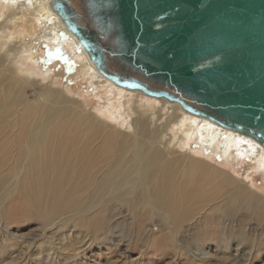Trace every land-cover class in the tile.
<instances>
[{
	"label": "bare ground",
	"instance_id": "6f19581e",
	"mask_svg": "<svg viewBox=\"0 0 264 264\" xmlns=\"http://www.w3.org/2000/svg\"><path fill=\"white\" fill-rule=\"evenodd\" d=\"M46 1L0 0V20L1 10L6 12V23L0 25V149L4 144L1 131L9 109L12 111L16 105L27 104L25 89L33 83L41 85L36 102L44 107L43 111L38 109L41 116L36 119L42 120L39 128L26 139L25 148L18 150L11 172L0 180V185L5 186L0 196L9 197L21 185L17 191L22 199L18 202L29 207L22 210V215L27 219L36 217L46 224L57 216L60 217L58 223L70 222L87 238L82 242L84 238L78 241V236L68 234V242L69 239L81 242L77 248L106 231L110 225L106 211L117 205H126L130 217L139 223L159 218L163 222L162 229H167L173 243L178 228L190 220L192 214L201 218L203 230L211 228L221 239L227 234L225 224L229 225L241 208L253 218L264 217V198L252 190L256 187L247 173L255 163L264 174V148L260 144L187 114L163 98L142 94L145 100L137 104L141 93L118 87L102 77L75 39L62 29L57 17L47 9ZM27 38L37 40L49 49L69 50L78 63L75 81L87 79L96 98L103 99L105 93L109 95L106 112L93 109L86 98L81 99L83 95H70L67 88L55 89L36 79L21 60L25 55L33 63L39 59L38 52L32 49L33 42H24ZM52 62L48 64V70L53 67ZM188 126L190 130H187ZM173 127L179 128L180 135H174ZM47 129L48 136L45 134ZM77 129L80 134H72ZM184 136L187 140L196 139L202 147L209 142L208 148L214 153L219 149V156L224 161L218 163L222 167H226L229 160L240 161L244 176L237 178L230 166L220 168L211 157H204L192 146H178ZM2 156L0 153V159ZM74 157L78 159L77 164L73 162ZM63 163L65 171H61ZM70 164L72 170L67 169ZM56 168L60 169L57 174ZM66 182L69 184L65 185V191L62 187ZM74 182L76 186L87 183L85 189L90 186L81 200L70 199L69 190ZM223 185L229 189L219 198L216 194ZM208 186L219 199L207 204L202 200ZM194 194L195 203L191 198ZM215 212L218 219L212 216ZM199 225L200 222L192 227V235L197 239L202 231L197 229ZM241 240L247 242L243 233ZM41 249L35 246L34 253L39 255ZM255 249L258 250V246ZM47 250L55 259L58 252L54 246ZM17 259V255L10 258L12 261Z\"/></svg>",
	"mask_w": 264,
	"mask_h": 264
},
{
	"label": "water",
	"instance_id": "95a60500",
	"mask_svg": "<svg viewBox=\"0 0 264 264\" xmlns=\"http://www.w3.org/2000/svg\"><path fill=\"white\" fill-rule=\"evenodd\" d=\"M114 85L264 148V0H48Z\"/></svg>",
	"mask_w": 264,
	"mask_h": 264
},
{
	"label": "rangeland",
	"instance_id": "374dc122",
	"mask_svg": "<svg viewBox=\"0 0 264 264\" xmlns=\"http://www.w3.org/2000/svg\"><path fill=\"white\" fill-rule=\"evenodd\" d=\"M1 12L0 25L2 22L6 23V12L5 10H1ZM26 40L24 42H28V44L33 42L32 49L38 52L39 59L37 63H33L25 55L21 60L31 69L29 71L33 72L32 74L35 75L36 79H41V83H49L55 89L67 88L70 95L76 93L83 95L80 98H86L85 101L93 109L98 112H106L105 108L109 95L105 93L103 99L96 98L92 94V90H90L87 79L83 78L75 81L74 72L78 63L73 56H70L69 50L49 49L45 44L37 40L32 41L28 38ZM50 62L53 63V67L48 70ZM38 92H41V85L38 83H33L27 87L24 95L28 99L27 104L25 106L16 105L17 108L12 109V111L9 109L5 118L6 122L3 123L1 131L4 144L0 149V153L3 154L0 159V180L2 181L3 177H6L13 169L18 150L25 148L26 139H30L33 131L38 129L41 124L42 120L40 117L39 119L36 118L41 116L38 109L43 111L44 107L37 105ZM143 100L145 98L141 94L137 98V104ZM152 101L155 102L154 100ZM68 112L66 110V113ZM16 117L18 118L16 119ZM188 128L187 130L191 129L190 126ZM48 131L49 129L45 131V134L47 133L46 136H48ZM179 131V128L173 127L175 136L180 135ZM63 133H66V131ZM73 133L80 134L79 129L74 130ZM218 143L219 140H217V146ZM208 144L209 142H206L202 147L201 145L199 146L196 139L187 140L184 136L178 146L182 148L192 146V149L201 152L204 157L207 155V157H211L215 164H219L220 168L226 169L230 166L229 168L236 172L233 174L237 178L244 176H242L244 166L242 167L240 161L229 160L227 165H225L226 167H222L220 163L222 164L224 160L219 156V149H217L218 152L214 153L208 148ZM106 158L109 159L108 156ZM73 162L77 164V157L73 158ZM64 167L65 163H63L61 171H65ZM71 167L70 164L67 169H71ZM59 170V168H56L54 172L57 174ZM247 171L248 177L252 178L253 185L256 187V189L252 190L264 198V174L258 170L255 163ZM68 184L66 182L62 187L65 191ZM75 184L76 182H74L69 191L70 199L77 201V198L82 199L84 196L82 194L90 189V186L85 189L88 185L87 183L81 186H78V184L76 186ZM0 186L2 187L0 188L1 195L5 186L3 187L2 184ZM20 187L21 185L17 189L15 188L13 194L9 197L0 196V264H264V217L260 219L253 218L252 214L244 208H241L236 213L229 225L225 224L224 227H227L228 235L226 234L223 239L216 235L211 228L203 230L201 218L196 217V214H192L190 220L185 221L178 228L179 231L173 243L172 236L167 229H162L161 224L163 222L159 218L153 217L150 222L145 219L144 222L139 223L136 219L130 217L126 205L116 204L117 206L112 205L116 207L111 211H106L110 223L106 231L98 238L92 239L89 237V241L77 248L81 244V242L80 244L77 242L84 237L79 232V228L77 227V230L76 228L74 229L70 222L58 223L60 217L57 216L53 218L50 224H46L36 217L31 216V219H27L22 215V210H28L29 207L27 204L24 205L18 202L20 201L19 199H22L17 191ZM228 189L229 186L223 185L221 189H218L219 193L217 192L216 195L220 198V195L221 197L225 195ZM213 191L214 189L211 190L210 186H208V191L205 190L204 200H202L203 203L208 204L216 201L217 196L212 194ZM191 198L194 199L192 200L195 203V194ZM11 209L14 210L12 211ZM212 216L217 219L219 217L216 212L215 214L212 213ZM210 218L208 217L207 219L210 220ZM199 222L200 225L197 229H202V231H200V237L197 239L192 235L194 231L192 227ZM62 233L64 237H62ZM241 233L246 238V243H242ZM68 234L78 236V241L69 239L68 242ZM23 239H25L24 242L22 241ZM28 239H32L33 242L27 243ZM85 240L87 238H84L82 242H85ZM52 245L58 252L55 259L47 252V249ZM35 246L42 248L39 255L34 253ZM255 246H258V250L255 249ZM73 248L75 249L73 250ZM21 251L22 255L20 254ZM73 253H77L79 256L75 257ZM14 255H17L18 259L16 261L10 260ZM52 260H54L53 263H51Z\"/></svg>",
	"mask_w": 264,
	"mask_h": 264
}]
</instances>
